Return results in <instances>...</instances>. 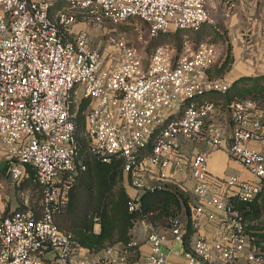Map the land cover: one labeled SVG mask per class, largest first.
I'll return each mask as SVG.
<instances>
[{
  "label": "built area",
  "instance_id": "2783aa9c",
  "mask_svg": "<svg viewBox=\"0 0 264 264\" xmlns=\"http://www.w3.org/2000/svg\"><path fill=\"white\" fill-rule=\"evenodd\" d=\"M58 1L0 0V152L11 180L19 184L31 170L30 194H40L37 209L24 195L22 208L0 213V264H173L171 254L182 264H264V241L237 206L258 203L264 213V151L250 146L264 147V109L255 99L234 97L224 125L204 97L208 89L227 88L208 77L214 45L187 33L214 22L208 0ZM130 19L146 25L139 45L123 32L107 34L109 50L90 42V26ZM171 32L182 34L179 45L158 42ZM82 105L80 154L75 116ZM180 138L223 148L252 178L213 176L202 152L185 162ZM85 155L122 160L135 189L130 209L142 191L182 185L188 171L192 185L183 189L197 200L190 205L193 239L185 241L188 220L171 217L168 235L147 233L145 255L76 245L53 214L86 170ZM150 168L154 182L147 180ZM201 216L215 223L211 237L195 232Z\"/></svg>",
  "mask_w": 264,
  "mask_h": 264
},
{
  "label": "trees",
  "instance_id": "16d2710c",
  "mask_svg": "<svg viewBox=\"0 0 264 264\" xmlns=\"http://www.w3.org/2000/svg\"><path fill=\"white\" fill-rule=\"evenodd\" d=\"M202 29L203 27L195 32L194 36L197 34L199 36ZM176 33H165L159 40L166 41V36ZM179 44L180 41L176 43V45ZM204 97L213 101L220 112L227 110L229 102L234 97L255 99L264 109V74L239 77L225 90L215 88L206 90ZM83 106L79 108L75 116L79 148L77 130L84 129V116L80 112ZM85 143L86 138L84 145ZM124 177H127L130 182L129 175L123 172L121 159L113 158L109 162H101L93 157L89 160L87 158L86 170L70 189L67 201L54 211L55 223L72 234L76 245L87 248L106 236H116L117 240L123 243L130 241V230L139 220H149L153 225L166 229L170 225L171 217H182L185 214L188 220V235L185 241L189 238L193 232L189 221L190 205L194 203V200L188 189L184 190L182 185L166 183L162 187L144 190L138 196V206L130 209L129 202L134 198L135 193L130 196L124 188H121L115 203L112 199L114 186ZM35 188L33 172L30 170L27 176L21 179L17 189L20 194L28 196L32 207L37 209L40 194L36 196L30 194ZM109 203H112V209L111 214L108 215ZM241 205L240 208H246L245 204L241 203ZM253 206L254 204H251L249 208ZM22 207L21 204L17 209ZM97 220L100 223V232L93 233L91 228Z\"/></svg>",
  "mask_w": 264,
  "mask_h": 264
},
{
  "label": "crops",
  "instance_id": "0c3cea01",
  "mask_svg": "<svg viewBox=\"0 0 264 264\" xmlns=\"http://www.w3.org/2000/svg\"><path fill=\"white\" fill-rule=\"evenodd\" d=\"M207 8L210 11L214 22L204 25L199 36H194V40H209L215 48L216 58L221 57L218 64L213 65L208 71V77L217 88H224L232 85V83L242 76H256L264 74V35L260 29L264 22V0H208ZM80 26V24H78ZM197 34V33H196ZM198 35V34H197ZM224 64L223 66H221ZM225 118L227 121V117ZM222 123V122H221ZM226 125V124H224ZM180 138V154L185 162H189L195 154L202 152L206 154V164L208 171L215 177H223L231 174L240 178H252L247 169L240 163L231 159L223 148H213L209 144L202 142H194ZM250 146L264 151V147L257 141H251ZM7 166L0 152V213L7 214L22 204L24 195L18 192L17 186L7 173ZM152 175L147 176L149 182H154L155 170L150 168ZM172 171V168H168ZM185 181V182H184ZM183 182L190 187L192 182L189 178V172L183 175ZM132 188V195L135 189ZM126 191H129L126 188ZM194 203L197 201L193 196ZM239 209L244 211L249 226L254 231L257 230L259 223L257 216L262 213L261 207L255 203L252 208H240L241 203H237ZM251 209V210H250ZM201 227L196 233H201L207 237H211L215 230V223L201 216ZM254 226V227H253ZM264 226V223H263ZM138 235L140 237L139 250L142 255L147 253L145 248L147 237L145 231L138 227ZM264 231V228H263ZM143 233V234H141ZM193 235V234H192ZM167 244L173 245L178 249V242L169 241ZM144 248H142V245ZM178 245V246H176ZM173 264H182L181 258L170 255Z\"/></svg>",
  "mask_w": 264,
  "mask_h": 264
},
{
  "label": "rangeland",
  "instance_id": "374dc122",
  "mask_svg": "<svg viewBox=\"0 0 264 264\" xmlns=\"http://www.w3.org/2000/svg\"><path fill=\"white\" fill-rule=\"evenodd\" d=\"M62 1H58L55 3L56 6L61 5ZM135 23V25H134ZM204 28V27H203ZM89 30V37H90V42L92 43L93 46L100 48L101 50H109L111 49L109 46L106 45L105 43V39L107 34H116L119 32H123L127 35V37L129 38L130 42L139 45V39L143 38L146 36V25L145 23L139 21V20H135V19H130L127 22H122V23H115V22H105L104 24H102V26H90ZM189 36L194 37V33L192 32H187ZM181 33L177 32L175 35L172 36H166L165 39L166 41L169 42H173L174 44H176L178 41H180L181 38ZM197 37V35H196ZM161 40H158V42ZM165 41V40H163ZM148 50V49H146ZM221 57H217L215 60V64H218L220 62ZM229 113L228 109L227 110H223L222 116L221 117H226L228 116L227 114ZM221 120V118L219 119ZM223 124H225V118L222 119ZM77 134L79 136V142H80V148H79V153L82 154L83 153V148H84V141H85V136L83 134V129H79L77 130ZM192 144H195L194 141H190ZM88 158L91 159L90 156L86 155V159ZM185 182V181H184ZM182 182V185L186 188H188V186L185 185V183ZM131 183L129 182V179L127 177H124L123 179H121L120 181L117 182V184L114 186V193H113V203L116 202L117 200V194L118 191L121 188H124L126 190V188L129 190L127 191V193L131 196L132 195V188H131ZM186 192V191H185ZM111 209H112V203L108 204L107 210H108V215L111 214ZM181 219L185 220L186 219V215L184 214ZM257 219L259 221V223L256 225L257 226V231L258 234H260V237L263 239L264 241V231H263V223H264V213H260L257 216ZM138 227H141V229H143L146 233V237H147V233L151 230H157V231H162V232H166L165 234L168 235L167 230H165L162 227H158L153 225L151 222H149V220H139L137 221L134 226L131 228L130 230V235H131V239L130 241L123 243L121 240H117L116 236H112V237H108L106 236L105 238L92 243V245H90L89 247H87L89 250L91 251H100L103 248L109 247V246H114L117 248H129L135 255L134 256H140L142 255V252H140L139 250V241H140V237L137 234L138 231ZM254 227V226H253ZM92 232L93 233H98L100 232V223L95 222L94 225L92 226ZM143 234V233H141ZM189 240L193 239V235L191 234V236L188 238ZM133 242H135V244H133ZM142 248H144L143 244ZM178 246V245H176ZM145 248L147 249V252L150 249L149 244L147 243Z\"/></svg>",
  "mask_w": 264,
  "mask_h": 264
}]
</instances>
